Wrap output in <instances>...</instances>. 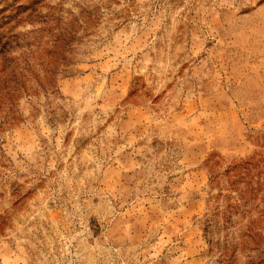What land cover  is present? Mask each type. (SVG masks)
<instances>
[{"label":"rangeland","instance_id":"374dc122","mask_svg":"<svg viewBox=\"0 0 264 264\" xmlns=\"http://www.w3.org/2000/svg\"><path fill=\"white\" fill-rule=\"evenodd\" d=\"M0 264H264V0H0Z\"/></svg>","mask_w":264,"mask_h":264}]
</instances>
